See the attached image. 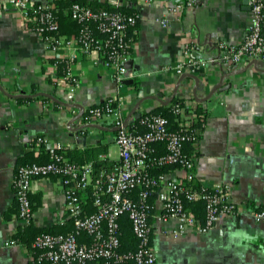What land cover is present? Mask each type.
<instances>
[{"label": "crops", "instance_id": "crops-1", "mask_svg": "<svg viewBox=\"0 0 264 264\" xmlns=\"http://www.w3.org/2000/svg\"><path fill=\"white\" fill-rule=\"evenodd\" d=\"M186 1L119 0L117 6L138 14L129 33L132 45L124 79L117 83L113 68L76 48L70 68L79 85L70 94L61 81L68 54L46 50L25 17L8 0H0V264H32L37 250L16 239L4 245L21 228L32 224L64 230L70 219L63 184L54 175L32 181L31 218L28 223L19 218L14 180L20 166L47 162L48 149L55 144L62 145L72 162L90 165L92 178L110 169L95 173L94 161L112 165L119 160L112 119L84 122L88 107L108 99L117 103V113L129 127L147 115H160L175 100L184 103L181 107L193 121L196 110L203 109L198 140L187 148L195 159V183L227 186L237 206L264 208V62L231 64L222 48L244 39L246 0H194L191 6ZM60 30L64 37L75 36L69 25ZM185 46L192 48L188 56ZM155 147L158 153L165 151ZM165 174L187 180L179 168ZM87 198L86 190L82 200L90 213L94 208ZM175 224L170 219L153 226L156 264H264V224L249 213L225 216L206 232L187 226L186 232L172 236L167 230Z\"/></svg>", "mask_w": 264, "mask_h": 264}, {"label": "built area", "instance_id": "built-area-1", "mask_svg": "<svg viewBox=\"0 0 264 264\" xmlns=\"http://www.w3.org/2000/svg\"><path fill=\"white\" fill-rule=\"evenodd\" d=\"M8 1L25 17L27 28L41 38L46 50L68 54L61 80L67 93L74 94L79 85L70 68L76 58V48L94 59L101 58L107 67L115 70V81L122 82L132 45L129 31L137 24V13H124L118 9L93 10L75 1L70 6V17L79 29L75 36L68 38L60 33L54 3ZM193 2L187 0L186 5L191 6ZM111 3V7L117 8L119 0H111ZM246 5L248 22L244 39L238 46L221 45L226 51V61L231 64L243 60L264 62V0H246ZM161 21L165 23L166 19ZM189 50L192 48L185 46L186 56ZM187 62L193 64L190 59ZM111 100H106L103 106L88 107L84 115L85 123L111 118L116 127L119 160L108 171L93 179L91 166L69 161L61 151V144L48 149L47 162L25 164L17 170L14 195L21 220L28 223L32 215L29 198L32 181L54 175L63 184L65 210L74 226L73 231L67 234L36 235L32 247L37 252L32 264H156L152 245L155 223L175 220V226L167 230L172 236L186 232L187 226L203 232L211 231L223 217L242 212L251 214L256 222L264 224V208L237 206L229 199L227 186L209 188L195 183V159L184 152V144L197 142L199 130L192 128L193 115L187 109L178 104L172 106V113L178 116L179 128L176 130H170L168 119L158 114L143 117L141 122L145 130L138 132L125 125L117 107L111 106ZM156 143L164 144L163 153L157 152ZM167 164H174L184 171L187 180L151 172L153 168ZM89 187L93 189L91 203L94 208L90 213L84 209L82 200ZM151 197L158 202L159 212H155V200ZM196 200L203 201L205 205L203 222L187 206L188 202ZM124 214L130 221L137 244L135 250L120 252V218ZM81 234H85L89 241H79ZM16 242L15 239L6 240L4 245Z\"/></svg>", "mask_w": 264, "mask_h": 264}, {"label": "trees", "instance_id": "trees-1", "mask_svg": "<svg viewBox=\"0 0 264 264\" xmlns=\"http://www.w3.org/2000/svg\"><path fill=\"white\" fill-rule=\"evenodd\" d=\"M75 1L82 2L93 10H100V9L116 10V9H118L124 13H136V11L132 8L129 9L128 7H121V6L120 7L118 6L117 8H113V7H111L110 4L104 3V2L98 3V2H89L86 0H74V1L58 0L57 7H55V17H56V20L59 24V27L62 29V26L64 24L69 25L72 33L75 35L78 32L79 26L70 17V6ZM61 31L62 30H60V33H62ZM130 31H129V33H130ZM104 104H105V102L100 104V106H103ZM110 104L113 107L117 106V103L114 100H111ZM174 104H178L179 106H183L184 103L180 100H175L173 105ZM183 108L186 110L185 107H183ZM171 109H172V107L165 109L163 112L160 113V115H162L168 119L170 130H176L179 128L178 116H170L172 113ZM195 114H196V117L193 121L192 128H196L198 125L202 124L205 120V117H206L205 111L201 108H198L196 110ZM139 121L140 120H137L135 123V126H132L131 128H136V131L143 132L145 130V127L142 125V122L141 121L139 122ZM156 145L158 148L164 147L163 143H156L154 146H156ZM191 145H192V142H187L186 144H184V152L185 153H187V148H190ZM40 149H42V148L40 147ZM61 151L68 158V156L64 152L63 148L61 149ZM157 152H158V150H157ZM68 159H69V161H72L70 158H68ZM39 163H45V162H39ZM112 165L107 164L104 159L103 160H96L93 163L94 172L97 173L100 169L107 170V169L111 168ZM173 168H177L176 165L167 164V165H164V166L159 167V168H153L151 172H153V174H162V173H166L168 171H171ZM98 177L95 176V177H93V179H97ZM92 192H93V189L91 187H89L87 189V194H88L89 198H87V199L91 200ZM151 198H153V197H151ZM84 200H83V202L85 203ZM187 206L189 208H191L192 212L195 214L196 218L200 222L203 221V218H204L203 214H204V207H205L203 201L196 200V201L188 202ZM73 229H74V226L72 223V219H69L67 227L64 230H55V228H39V227L33 226L32 224H29V225L21 228L14 235V239H16L17 241H20L21 243H23L24 245H26L30 249L31 248L35 249L32 247V241L36 235L41 234V233H50V234L63 233V234H67V233L72 232ZM79 241L88 242L89 239L86 237L85 234H81L79 236ZM136 244H137V241H136L134 235L132 234L130 221H129L127 215L124 214L120 218V247H119V251L120 252H126V251L135 250ZM129 264H132V263H129Z\"/></svg>", "mask_w": 264, "mask_h": 264}, {"label": "water", "instance_id": "water-1", "mask_svg": "<svg viewBox=\"0 0 264 264\" xmlns=\"http://www.w3.org/2000/svg\"><path fill=\"white\" fill-rule=\"evenodd\" d=\"M57 101V100H56ZM58 102V101H57ZM139 116V115H136V117Z\"/></svg>", "mask_w": 264, "mask_h": 264}]
</instances>
